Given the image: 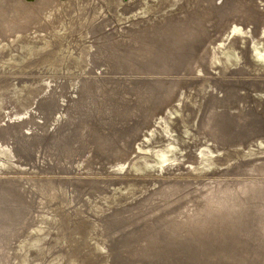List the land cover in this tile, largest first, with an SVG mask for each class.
Returning a JSON list of instances; mask_svg holds the SVG:
<instances>
[{
  "label": "rangeland",
  "instance_id": "rangeland-1",
  "mask_svg": "<svg viewBox=\"0 0 264 264\" xmlns=\"http://www.w3.org/2000/svg\"><path fill=\"white\" fill-rule=\"evenodd\" d=\"M21 1L28 4L37 0ZM234 5L241 6L243 13H238ZM52 6V9L40 15V17L45 16L44 23L36 24L35 21H29L26 16L20 17V14H16L15 17L18 18H14L12 22L15 28H6L4 35H0V186L5 183L12 189L15 184L17 190L28 195L30 191L26 186L32 185L33 201L29 213L27 212L23 217L22 225L17 227L15 232L9 230L6 233L5 254L8 262L10 260L12 264H49V262L78 264L83 260L84 264H93L97 259L106 256L103 264H139V262L140 264H264V247L260 245L261 240H264L263 234V236L242 234L235 243V250L222 251L218 256L208 258L210 261L201 253L196 254V260L189 261L185 251L181 249L177 251L176 262L171 263L163 256L166 251H159L163 243L171 247L168 241H164L167 239L161 240L156 244L157 247H150V251L140 246L143 243L142 237L149 232L155 219L164 215L163 218L166 217L167 212L163 211L167 209L172 211L169 213L170 222L172 220L170 224L174 227L199 207L206 194L219 186H235L238 183L262 179V176L250 173L249 170L264 164V128L261 126L264 125V0H53ZM13 9L12 6L6 8L5 13L9 16L14 12ZM188 25L194 27L196 31L191 41L187 39L189 35L184 34ZM156 30L159 32V38L154 45L158 49L163 48L167 51L165 57L161 55L163 56L161 61L154 63L147 60L150 58L148 56H152L153 50L152 52L149 50V53L143 50L137 36L150 35ZM43 45L48 46L44 48ZM170 45L172 48L168 49ZM256 46H259V49ZM110 47L112 49H109ZM211 49L214 59L207 62L205 57ZM196 51L198 58L194 60L191 56ZM254 57L256 61H253ZM47 58H50L51 62L49 59L46 60ZM221 58L223 60H220ZM245 62L247 65L244 64ZM153 64L158 66H152ZM193 64H196L195 69L190 67ZM42 65L44 67H41ZM45 71L46 73L48 71V76ZM85 80L92 83L95 100L103 97L105 102L94 100L93 110L88 113L89 116L83 118L77 132L65 137L70 145V150L65 155L59 148L57 138L59 132H62L59 129V122L64 116L67 99L75 94L76 87ZM142 83L150 84L154 88H157V84H161L166 87L167 93L158 99L153 95L149 101L136 104L131 98L134 96L132 87ZM62 88L65 90L64 93L60 91ZM231 88L233 90H230ZM108 90H113L114 94H109L110 91L106 94ZM49 95L54 98L53 105L50 109H42L40 101ZM106 100L112 103V108L101 104L106 103ZM234 103H238L240 107L237 105L234 107L232 105ZM3 105L7 108H3ZM134 105L136 110L122 113L125 107L130 109ZM191 105L195 109L194 123L200 120L205 107L214 105L215 108L227 110L237 118L243 117L248 129L254 120L257 124H261L257 126L261 131L255 126L249 131L245 129L246 133H242L237 138L218 142L208 133L192 128L190 123L193 121L189 120ZM177 110L179 111L176 112ZM85 123L86 126L96 130L95 139L92 140L87 135L90 129L84 127ZM14 127L16 130L13 129ZM119 135L123 136L122 140L118 138ZM109 141L112 143L110 146L107 144ZM20 144L32 145L34 154L24 153ZM160 147L167 150L164 156L166 161L162 165L156 164L153 156ZM210 150L212 152H209ZM6 151H10V155ZM198 154L200 160L196 158ZM192 165L195 167L191 169ZM175 183L181 185L180 188L167 194L164 187L168 184V186H177ZM60 184L65 187L57 194L60 198H54L48 204L40 199L39 186H54L57 188L56 191H59ZM128 186L142 187L141 193H137L131 201L130 195L124 191V187ZM99 187L103 190H97ZM109 187L118 190L113 197L108 195ZM191 189L199 192L196 193ZM147 194L153 199L156 197L155 200L152 202L151 198V203L141 206L138 211L134 210L133 218L125 213L116 226L108 230L107 234H109H106L108 239L106 236V238L99 236L104 232L102 222L112 212V208L128 210L148 197ZM162 201L166 203L163 204ZM252 203H256L255 200ZM155 209L161 210L157 212ZM244 220L248 229L250 216H244ZM91 224L96 226L92 236L88 235ZM44 228L49 235H43ZM77 233L79 239L92 238L90 244L96 246L97 251L86 259L77 257L72 260L70 256L65 255L59 260V251L63 253L69 248L65 240ZM129 235H134V241H130L129 246L124 248L120 242ZM257 250L261 258L255 255ZM145 253H148V257L143 259L140 254ZM156 256L158 259L155 258ZM163 259L165 261H162ZM52 260L53 262L57 260L58 263H52Z\"/></svg>",
  "mask_w": 264,
  "mask_h": 264
},
{
  "label": "bare ground",
  "instance_id": "bare-ground-1",
  "mask_svg": "<svg viewBox=\"0 0 264 264\" xmlns=\"http://www.w3.org/2000/svg\"><path fill=\"white\" fill-rule=\"evenodd\" d=\"M112 3V2H111ZM52 4H53V0H37L35 2H31V3H25L21 0H0V35H4V33L6 32V28H12L14 29L15 27L12 26L13 25V20H15L14 18H18L15 17L16 14L21 16H26L29 21H35L36 24H41L44 23L45 20V16L40 17L41 14L45 13L48 9H52ZM114 4V3H113ZM14 7V9L12 11H14L11 15H7L8 13L6 12V8L8 9L9 7ZM118 6V4H117ZM235 6V5H234ZM236 11H238V13H243V8L241 6H235L234 7ZM54 12V11H53ZM40 13V14H39ZM39 15V16H37ZM57 15V14H55ZM54 16V15H53ZM55 17V16H54ZM53 17V18H54ZM205 17V16H204ZM57 18V17H56ZM55 19V18H54ZM12 20V21H11ZM53 20V19H52ZM170 21V20H169ZM49 22V20H48ZM181 22V21H180ZM189 22V21H188ZM195 22V21H194ZM63 23V22H61ZM60 23V24H61ZM176 23V22H175ZM174 23V24H175ZM184 23V22H183ZM59 24V23H58ZM151 24V23H150ZM172 23V25H174ZM192 24V23H191ZM177 24H175L176 26ZM63 26V25H61ZM144 26V25H143ZM166 26V25H165ZM207 26V24H206ZM14 27V28H13ZM58 27V26H57ZM210 27V26H209ZM65 28V27H64ZM166 28V27H165ZM194 27H189L188 25V29L186 30V34L187 36L189 35V38L187 37L188 40H192V38L195 37L194 32L196 33V31L193 29ZM59 29L60 26H59ZM63 29V27H62ZM80 29V27H79ZM150 29V28H149ZM152 29V28H151ZM170 29V28H169ZM193 29V30H192ZM54 30V29H53ZM82 30V29H81ZM183 31V30H182ZM225 31V30H224ZM55 32V31H54ZM50 33V32H49ZM208 33V32H207ZM161 34V33H160ZM23 35V34H22ZM158 35L159 32L156 30L154 31L152 34H138L137 39L141 41V48L143 50H147V53H149L148 51L150 50L152 52V56H148L150 58L147 59V57L145 58L147 60H151V62L157 63L158 61H161L163 56H166V51L167 49H163V48H157V46H155L154 44H156V41L158 40ZM47 36V35H46ZM104 37V36H103ZM19 38V37H18ZM161 38V37H160ZM185 39V40H187ZM245 39V38H244ZM17 40V39H16ZM45 40V39H43ZM48 40V39H47ZM118 40V39H117ZM218 40V39H217ZM243 40V39H242ZM263 40V38H262ZM261 40V41H262ZM11 41V40H10ZM19 41V40H18ZM190 41H186V42H190ZM233 41V40H232ZM231 41V43H232ZM260 41V40H259ZM258 41V42H259ZM16 42V41H15ZM44 42V41H43ZM236 42V41H235ZM243 42V41H242ZM248 42V41H247ZM257 42V43H258ZM2 43V42H1ZM18 43V42H17ZM16 43V44H17ZM30 43V42H29ZM42 43V42H40ZM47 43V42H46ZM249 43V42H248ZM19 44V43H18ZM27 43H25L26 45ZM244 44V43H243ZM259 44V43H258ZM262 44V43H261ZM29 46V44H27ZM26 45V46H27ZM37 45V44H36ZM42 45V44H41ZM21 46V43H20ZM44 46V45H43ZM48 46V45H47ZM47 46L44 48H47ZM66 46V45H65ZM34 47V46H33ZM41 46H39L40 49ZM259 47V46H258ZM256 46V48H258ZM23 48V47H21ZM25 48V47H24ZM37 48V47H36ZM43 48V47H42ZM167 48V47H166ZM172 48L171 45L168 46V49ZM227 48V47H225ZM263 48V47H262ZM11 49V48H10ZM57 49V48H56ZM91 49V48H90ZM109 49H112L111 47ZM259 49V48H258ZM33 50V49H32ZM37 49H34L33 51H35ZM42 50V49H41ZM58 50V49H57ZM56 50V52H57ZM114 50V49H113ZM123 51V49H121ZM238 50V49H236ZM263 50V49H262ZM27 51V49H26ZM111 51V50H110ZM126 51V50H124ZM25 52V51H24ZM38 52V51H37ZM117 52V49L116 51ZM119 52V50H118ZM224 52V51H223ZM32 53V52H31ZM107 53V52H105ZM121 53V52H120ZM28 54V52H27ZM109 54V53H107ZM216 54V53H215ZM219 54V53H218ZM88 55V54H87ZM122 55V54H121ZM161 55H163L161 57ZM224 55V54H223ZM227 55V54H226ZM29 56V55H28ZM27 56V57H28ZM56 56V55H55ZM240 56V55H238ZM243 56V55H242ZM24 57V56H23ZM27 57H25V60L27 59ZM31 57V56H30ZM50 57V56H49ZM63 57V56H62ZM192 58L197 59L198 58V53L197 51L192 53ZM223 57V56H222ZM248 57V56H247ZM66 58V57H65ZM116 58V57H115ZM118 58V55H117ZM116 58V59H117ZM207 62H210L214 59V55H213V51L212 49L209 51V54L207 57H205ZM244 58V57H243ZM253 58V57H250ZM259 58V57H258ZM50 61V58H47L46 60ZM56 59V58H55ZM246 59V58H245ZM256 61L257 59L254 57ZM260 59V58H259ZM45 60V62H46ZM54 60V59H53ZM216 60V59H215ZM220 60H223L222 58ZM244 60V59H243ZM27 61V60H26ZM79 61V59H78ZM124 61V60H123ZM40 62V61H39ZM43 62V61H42ZM51 62V61H50ZM84 62V61H83ZM221 62V61H220ZM258 62V61H257ZM95 63V62H94ZM118 63V62H117ZM24 64V63H23ZM88 64V63H87ZM120 64V63H118ZM218 64V63H217ZM216 64V65H217ZM245 65L246 62L244 63ZM243 64V65H244ZM41 65V64H40ZM196 64H193L192 66H190L191 68L195 69ZM213 65V64H212ZM215 65V66H216ZM222 65V64H221ZM232 65V64H231ZM244 65V66H245ZM152 66H158V65H152ZM249 66V64H248ZM26 67V66H25ZM41 67H44L43 65ZM67 67V66H66ZM83 67V66H81ZM92 67V66H91ZM94 67V66H93ZM257 67V66H256ZM264 67V65H263ZM49 68V67H48ZM162 68V67H161ZM243 68V67H242ZM36 69V68H35ZM69 69V68H68ZM246 69L248 70V68L246 67ZM250 69V68H249ZM40 70V68H39ZM48 70V69H47ZM91 70V69H90ZM255 70V69H254ZM24 71V70H23ZM43 71V70H42ZM241 71V70H240ZM27 73V71H25ZM24 72V73H25ZM29 72V71H28ZM83 72V71H82ZM251 72V70H250ZM25 73V74H26ZM46 73V71H45ZM48 73V71H47ZM46 73V75H47ZM252 73V72H251ZM30 74V72H29ZM37 74V73H36ZM44 74V73H43ZM24 75V74H23ZM28 75V73H27ZM34 75V74H33ZM39 75V73H38ZM49 75V73H48ZM47 75V76H48ZM51 75V74H50ZM29 76V75H28ZM35 76V75H34ZM37 76V75H36ZM55 76V75H54ZM24 77V76H23ZM41 77V76H40ZM183 77V76H182ZM65 78V77H64ZM79 78V77H78ZM115 78V77H113ZM120 78V77H118ZM80 79V78H79ZM129 79H133V78H129ZM139 79V78H138ZM183 79V78H182ZM185 79V78H184ZM21 82V79H19ZM46 80V79H45ZM29 81V80H28ZM33 81V80H32ZM23 82V81H22ZM36 82V81H35ZM44 82V81H43ZM39 83V82H38ZM46 83V82H45ZM19 84V83H18ZM17 84V85H18ZM31 84V83H30ZM35 84V83H34ZM33 84V85H34ZM49 84V83H48ZM72 84V83H71ZM41 85V84H39ZM128 85V84H127ZM32 86V85H31ZM30 86V87H31ZM35 86V85H34ZM42 86V85H41ZM49 86V85H48ZM51 86V84H50ZM109 86V85H108ZM16 87V86H15ZM29 87V88H30ZM39 87V86H37ZM44 87V86H43ZM157 88H154L152 85L150 84H137L135 86L132 87V94L134 96H132V100L136 102V104H138V102H144V101H149V99H151V97H153V95L156 96V98H161L164 97V94L167 93L166 91V87L162 86L161 84H157L156 86ZM24 88V87H23ZM32 88V87H31ZM35 88V87H34ZM45 88V87H44ZM72 88V87H71ZM21 89V88H20ZM47 89H49L47 87ZM57 89V88H56ZM105 89V88H104ZM122 89V88H121ZM154 89H158V90H154ZM15 90V88H14ZM23 90V89H21ZM31 90V89H30ZM34 90V89H33ZM51 90V89H49ZM48 90V91H49ZM97 90V89H96ZM101 90V89H100ZM230 90H233L232 88ZM239 90V89H238ZM262 90V89H261ZM264 90V89H263ZM10 91V90H9ZM13 91V90H12ZM11 91V92H12ZM17 91V90H16ZM42 91V90H41ZM40 91V94H41ZM61 92H65L64 88H62L60 90ZM86 93H85V92ZM110 91V92H109ZM113 90H108L106 91V94H108L107 92H109V94H114L112 92ZM115 91V90H114ZM128 91V90H127ZM155 91V92H154ZM212 91V90H211ZM28 92V91H27ZM95 92V91H94ZM97 92V91H96ZM208 92V91H207ZM224 92V91H223ZM222 92V93H223ZM239 92V91H238ZM100 93V92H99ZM219 93V92H218ZM261 93V91H260ZM227 94V92H226ZM8 95V94H7ZM16 95V94H15ZM14 95V96H15ZM26 95V94H25ZM29 95V94H28ZM26 95V96H28ZM43 95V94H42ZM90 96L87 97V96ZM97 95V94H96ZM104 95V94H103ZM3 96V95H2ZM9 96V95H8ZM12 96V95H10ZM33 96V95H32ZM31 96V97H32ZM41 96V95H40ZM39 96V97H40ZM37 97V96H36ZM99 97H102L101 95H99ZM98 97V98H99ZM187 97V96H186ZM215 97V96H214ZM224 97V96H223ZM230 97V95H229ZM232 97V96H231ZM235 97V96H234ZM240 97V96H239ZM264 97V96H263ZM14 98V97H13ZM16 98V97H15ZM21 98V97H20ZM28 98V97H27ZM95 95L93 93V85L91 82H88L87 80L82 81L75 89V94L71 97H69L66 101L65 104V111H64V116L61 120L60 123V131H62L61 133L59 132V136H57L58 140H59V148L63 150V152L65 153V155L69 152L70 150V145H68L69 143H67V141L65 140V137H68L70 135H72L74 132H77V129L80 128V123L82 122L83 118H86V116H89L88 113L93 110L94 106L92 104V102H94L95 100ZM107 98V97H106ZM219 98V97H218ZM19 99V98H18ZM53 96L49 95L47 97H45L44 99H42L40 101V105L42 107V109H50L53 105ZM105 99V98H104ZM185 99V98H184ZM239 99V98H238ZM242 99V98H241ZM33 100V99H32ZM96 100H100V102H105L102 99H96ZM95 100V101H96ZM186 100V99H185ZM217 100V99H216ZM57 101V100H56ZM6 102V101H5ZM4 102V105H5ZM36 102V101H35ZM34 102V103H35ZM97 102V101H96ZM95 102V103H96ZM170 103V102H169ZM211 103V102H210ZM219 103V101H218ZM242 103V102H241ZM14 104V103H13ZM25 104V103H24ZM30 104V103H29ZM59 104V103H58ZM103 106H107L109 108H112L111 105L112 103L109 102L108 100H106V103H101ZM159 104V103H158ZM3 105V108H5ZM8 105V104H7ZM39 105V104H38ZM62 105V104H61ZM168 105V104H167ZM234 107H240L239 104L234 103L232 104ZM56 106V105H55ZM242 106V105H241ZM32 107V104H31ZM40 107V106H39ZM7 108V107H6ZM5 108V109H6ZM9 108V107H8ZM12 108L14 109V106H12ZM29 108V107H28ZM27 108V109H28ZM38 108V106L36 107ZM54 108V107H53ZM136 108V106L134 105L133 108L131 107L129 108H124L122 113H127L129 111H133ZM174 108V107H173ZM176 108V107H175ZM104 109V107H103ZM219 109V108H218ZM215 108L214 105H208L207 107L204 108L202 117H200V120L196 121L194 123L193 120H195L194 117V108L191 105L190 108V113H189V120L193 121L190 123V125H192V128L195 127V129H198L200 131H204L205 133H208L209 135L213 136L215 138L216 141L218 142H226L228 140L237 138L239 135H242V133H246V131L249 129L251 130V128L254 129V127L261 125V124H257V122H255L254 120L252 121V125L249 129L245 126L246 120L243 117H235L233 116V114H229L227 110L224 111V109H219ZM11 110V109H10ZM25 110V109H24ZM31 110V109H30ZM35 110V109H34ZM39 110V109H38ZM97 110V109H96ZM136 110V109H135ZM175 110V109H174ZM244 110V109H243ZM16 111V110H15ZM23 111V109H22ZM21 111V112H22ZM49 111V110H48ZM98 111V110H97ZM179 110H177L176 112H178ZM12 112V110H11ZM27 112V111H26ZM94 112V111H93ZM107 112V111H106ZM238 112V110H237ZM248 112V110H247ZM246 112V113H247ZM250 112V111H249ZM7 113L9 114V112L7 111ZM56 113H58L56 111ZM173 113V112H172ZM236 113V112H235ZM253 113V112H252ZM23 114H25L23 112ZM47 115L49 113H46ZM52 114V112H51ZM175 114V113H174ZM13 115V114H12ZM17 115V114H16ZM22 115V114H20ZM53 115V114H52ZM152 115V114H151ZM172 115V114H171ZM237 115V114H236ZM6 116V115H5ZM39 116V115H38ZM37 116V117H38ZM46 116V115H45ZM91 116V115H90ZM111 116V115H110ZM241 116V115H240ZM243 116V115H242ZM247 116V115H246ZM10 117V116H7ZM13 117V116H12ZM20 117V116H19ZM48 118V116H46ZM171 117V116H170ZM174 117V116H173ZM4 118V117H3ZM9 119V118H8ZM57 119V118H56ZM166 119V118H165ZM248 119V118H247ZM7 120V118H6ZM20 120V119H19ZM249 120V119H248ZM1 120V124H2ZM56 121V120H55ZM172 121V120H170ZM169 121V122H170ZM154 122V121H153ZM261 123V121H259ZM108 123V122H107ZM255 125H254V124ZM264 124V123H263ZM3 125V124H2ZM90 125V124H88ZM173 125V124H172ZM253 126V127H252ZM264 128V125H261ZM56 127V126H55ZM85 128L88 127L86 126L85 123ZM156 127V126H155ZM171 127V126H170ZM259 127V126H258ZM257 127V128H258ZM90 130L88 131V134L90 139H95L97 137V132L95 129H93V127H88ZM186 128V127H184ZM13 129L16 130V127H14ZM174 129V128H173ZM259 129V128H258ZM167 130V129H166ZM169 130V129H168ZM260 130V129H259ZM264 130V129H263ZM187 131V129H186ZM185 131V132H186ZM254 131V130H252ZM261 131V130H260ZM38 132V131H37ZM1 133V132H0ZM49 133V132H48ZM52 133V132H50ZM74 133V134H75ZM252 133V132H251ZM4 134V133H3ZM29 134V133H28ZM105 134V133H104ZM122 134V133H121ZM6 135V134H5ZM4 135V139L6 140V136ZM78 135V134H77ZM247 135V134H246ZM18 136V135H17ZM75 136V135H74ZM248 136V135H247ZM11 137V136H10ZM13 137V136H12ZM21 137V136H20ZM80 137V136H79ZM14 138V137H13ZM24 138V135H23ZM45 138V137H44ZM76 138V136H75ZM74 138V139H75ZM119 139H123L122 135L118 136ZM208 138V137H207ZM210 138V137H209ZM43 139V138H42ZM48 139V138H46ZM40 140V138H39ZM38 140V141H39ZM57 140V143H58ZM151 140V139H150ZM178 140V139H177ZM209 140V139H207ZM264 140V139H263ZM16 141V140H15ZM21 141V140H19ZM22 141H24L22 139ZM21 141V142H22ZM37 141V142H38ZM41 141V140H40ZM43 141V140H42ZM45 141V140H44ZM74 141V140H73ZM184 141V140H183ZM258 141V140H257ZM262 141V140H261ZM17 142V141H16ZM70 142V140H69ZM212 142V141H211ZM20 143V142H19ZM17 143V144H19ZM42 143V142H40ZM45 143V142H44ZM51 143V142H50ZM53 143V142H52ZM254 143V142H253ZM39 144V143H38ZM48 144V143H47ZM74 144V143H73ZM72 144V145H73ZM109 146L112 144L110 141L107 143ZM212 144V143H211ZM210 144V145H211ZM214 144V143H213ZM258 144V143H257ZM14 145V143H13ZM16 145V144H15ZM28 145V143H27ZM26 144H20V147L22 148L21 150L24 149V153L26 152L29 155L34 154V147L32 145L27 146ZM52 145V144H51ZM50 145V146H51ZM76 145V144H75ZM187 145V144H186ZM219 145V144H218ZM264 145V144H263ZM255 146V144H254ZM259 146V145H258ZM18 147V146H17ZM36 147V146H35ZM38 147V146H37ZM43 147V146H42ZM54 147V146H52ZM74 147V146H72ZM162 147V146H161ZM159 148L157 149L158 152H154L153 156H154V162L158 165H162L165 161L166 158L165 156V152L167 151L166 148ZM207 147V146H205ZM7 148V147H6ZM202 148V147H201ZM214 148V147H213ZM217 148V147H216ZM2 149V147H1ZM50 149V148H49ZM52 149V148H51ZM54 149V148H53ZM58 149V148H56ZM209 149V148H208ZM39 150V149H38ZM46 150V149H45ZM55 150V149H54ZM83 150V149H82ZM213 150V149H212ZM212 150H210L209 152H212ZM218 150V149H217ZM216 150V151H217ZM20 151V150H19ZM37 151V150H36ZM172 151V150H171ZM205 151V150H204ZM260 151V150H259ZM8 152V151H6ZM74 152V151H73ZM258 152V151H257ZM10 155V151L8 152ZM13 153V152H11ZM55 153V152H54ZM59 153V152H58ZM153 153V152H152ZM151 153V154H152ZM200 153V152H199ZM217 153V152H216ZM260 153V152H259ZM262 153V152H261ZM75 154V153H74ZM77 154V153H76ZM8 155V154H7ZM18 155V154H17ZM54 155V154H53ZM62 155V154H61ZM71 155V154H70ZM21 156V155H20ZM56 156V154H55ZM75 156V155H74ZM79 156V155H78ZM143 156V155H142ZM146 156V154H145ZM150 157V156H149ZM177 157V156H175ZM19 158V157H18ZM60 158V157H59ZM65 158V157H64ZM79 158V157H78ZM140 158V157H139ZM152 158V157H151ZM196 158L198 160H200L201 157H199V154L196 155ZM4 159V158H3ZM13 159V158H12ZM21 159V158H20ZM57 159V158H56ZM62 159V158H61ZM60 159V160H61ZM138 159V158H136ZM202 159L204 160V157H202ZM261 159V158H260ZM23 160V159H22ZM75 159H73L74 161ZM7 161V160H6ZM5 161V162H6ZM134 161V160H132ZM4 162V163H5ZM9 162V161H8ZM12 162V161H10ZM24 162V161H23ZM28 162V161H27ZM251 162V161H250ZM256 162V161H255ZM134 163V162H133ZM132 163V164H133ZM15 164V163H13ZM12 164V165H13ZM17 164L19 165V162H17ZM28 164V163H27ZM69 164V163H68ZM86 164V163H85ZM131 164V165H132ZM136 164V162H135ZM250 164V163H249ZM22 165V163H21ZM155 165V164H154ZM248 165V163H247ZM14 166V165H13ZM134 166V165H133ZM15 167V166H14ZM24 167V166H23ZM30 167V165H29ZM191 167V166H190ZM195 167L194 165H192L191 169ZM16 168V167H15ZM4 169V168H3ZM150 169V168H149ZM241 169V168H240ZM133 171V170H132ZM1 172V171H0ZM250 173H256L260 176H262L261 180H255V181H249V182H242V183H238V184H233L235 186H230V185H221L219 186L217 189H215L214 191L209 192L208 194H206V196H204V199L202 200V202L199 204V207L196 208V210L187 215L186 219L184 221H181L179 224H176V226L173 227L172 224V220L170 222V217L171 215L169 214L172 211H169L170 209H167L163 212H167L166 213V217L163 218L164 216H162L159 219H155V222H153L151 225V227L149 228V232L146 233L143 237H142V241L143 243L140 245L141 247H144V249L146 250L147 248L149 249L150 247H155L156 244H158L161 240L163 239H167L164 241H168L171 245V247L167 246V243H163L162 245H160L161 248L159 251H166L165 252V258H167L168 260L171 261V263L173 261L176 262L178 255H177V251L178 250H183L186 253V257L187 259L190 261L196 260V254L197 253H201V255L207 257L206 259H210V257L213 256H218V253L220 254L222 251L223 252H227V251H233L236 248V244L238 242V238L243 234V235H264V164H262L260 167L258 168H252L249 170ZM253 178V177H252ZM6 179V178H5ZM15 179V178H14ZM212 179V178H211ZM256 179V178H255ZM8 181V180H7ZM21 181V179H20ZM26 181V180H25ZM33 182V181H32ZM203 182V181H202ZM27 183V182H26ZM221 183V182H220ZM223 183V182H222ZM230 183V182H229ZM34 184V183H33ZM177 186H166L164 187V190L166 191V193H170L173 192L175 189H177L179 186L178 183H175ZM174 184V185H175ZM14 186L12 187V189L9 188L8 184L7 186L4 185L0 186V264H12L11 261L7 260V255L5 254L7 252V243H6V236H7V231L9 230H15L17 227L22 225V220L24 221L23 217L25 216V214L30 211V207H31V203L32 201V194H31V190H32V185L26 186L29 187V191L30 194L25 195L22 194L19 190L16 189L15 184H13ZM133 186V185H132ZM154 186V185H153ZM186 186V185H185ZM183 186V187H185ZM19 187V186H18ZM192 187V186H191ZM38 188V187H37ZM65 187L60 184L59 185V191H56L57 188H55L54 186H48V187H40L39 186V194L41 196L40 199H42L43 202H45L46 204L49 203V201L53 200L54 198H60L59 196H57V194H59V192H62V190ZM110 188V187H109ZM141 188L142 187H124V191L126 193H128V195H130V201L134 198V196L137 193H141ZM180 188V187H179ZM182 188V187H181ZM188 188V186L186 187ZM190 188V187H189ZM196 188V187H195ZM20 189V188H19ZM146 189V187H145ZM23 190V189H22ZM38 190V189H36ZM97 190H103L102 188H97ZM110 193L108 194L110 197H113L116 193H117V189L114 188H110ZM183 190V189H181ZM194 190V189H191ZM152 191V190H151ZM177 191V190H176ZM187 191V190H186ZM195 191V190H194ZM197 191V190H196ZM195 191V192H196ZM145 192V191H144ZM175 192V191H174ZM199 192V191H197ZM196 192V193H197ZM35 193V192H34ZM74 193V192H73ZM76 193V192H75ZM74 193V194H75ZM151 193V192H150ZM154 193V192H153ZM156 193V192H155ZM177 193V192H176ZM195 193V194H196ZM172 194V193H171ZM180 194V193H179ZM189 194V192H188ZM193 194V193H192ZM34 195V194H33ZM38 195V194H37ZM158 195V194H157ZM79 196V195H78ZM148 196V194H147ZM151 196V194H150ZM154 196V195H153ZM165 196V195H164ZM171 196V195H168ZM175 196V194L173 195V197ZM178 196V195H177ZM34 197V196H33ZM161 197H162V193H161ZM77 198V197H76ZM107 198H109L107 196ZM152 197H145L143 198V200H141L140 202H138L136 205L131 206V208L128 210H121V209H117L116 208H112V212L109 214V216L107 218H105V220L102 222L103 227L104 228V232H102V230L100 232H102V235L99 236H106L108 230L113 227L114 225L116 226V224L118 223L119 220H121V218H123L122 216L127 213V215H130L131 218L132 217V212L135 213L134 210L138 211L139 208H141V206L146 205L151 203ZM156 198V197H155ZM155 198L152 200V202L155 200ZM165 198V197H163ZM193 198V197H192ZM198 197H196L197 199ZM37 199V198H36ZM39 199V198H38ZM110 199V198H109ZM168 199V198H167ZM183 199V198H181ZM112 200V198L110 199ZM158 200V199H157ZM199 200V199H198ZM255 200L256 203H252V201ZM38 201V200H37ZM129 201V202H130ZM161 201V199H160ZM169 201V200H168ZM177 201V200H176ZM175 201V202H176ZM180 201V200H179ZM178 201V202H179ZM186 201V200H185ZM188 202V201H187ZM193 202V201H192ZM128 203V202H127ZM156 203V202H155ZM159 203V202H158ZM162 203H166L162 201ZM171 203V202H169ZM174 203V202H173ZM35 204V203H34ZM40 204V203H39ZM161 205L162 204H158ZM168 205V204H167ZM166 205V207H167ZM174 205V204H173ZM172 205V206H173ZM191 205V204H190ZM157 206V205H156ZM160 206V207H161ZM188 206V205H187ZM44 208V206H42ZM122 207V206H121ZM148 207V205H147ZM152 207V205H151ZM158 207V208H160ZM165 207V208H166ZM185 207V206H183ZM101 208V207H100ZM150 208V207H149ZM154 205H153V209H154ZM123 209V208H122ZM180 209V208H179ZM28 210V211H27ZM149 210V209H148ZM157 212L161 209H155ZM186 210V209H185ZM141 211V210H140ZM154 211V212H156ZM177 211V210H176ZM188 211V209H187ZM191 211V210H190ZM148 212V211H147ZM162 212V211H161ZM186 212V211H184ZM31 213V212H30ZM140 213V212H139ZM142 213V211H141ZM150 213V212H148ZM138 214V213H137ZM143 214V213H142ZM159 214V213H157ZM170 216H169V215ZM172 214V213H171ZM188 214V213H187ZM31 215V214H30ZM33 215V214H32ZM250 216V220H249V226L248 229L246 228V221L244 220V216ZM36 216V214H35ZM129 216V218H130ZM136 216V214H135ZM138 216L140 217V215L138 214ZM144 216V215H143ZM149 216V215H148ZM154 217V214L152 215ZM160 216V215H158ZM174 216V215H173ZM182 216V215H180ZM128 216H126L127 218ZM137 217V216H136ZM135 217V218H136ZM178 217V216H176ZM31 218V217H28ZM124 218V219H126ZM180 218V217H179ZM137 219V218H136ZM135 219V220H136ZM147 219V217H146ZM175 219V218H174ZM29 220V219H28ZM32 220V219H31ZM34 220V219H33ZM131 222V219H129ZM138 220V219H137ZM145 220V219H144ZM149 220V219H148ZM182 220V218H181ZM28 222V221H27ZM133 222V221H132ZM139 222V221H137ZM142 222V221H141ZM21 223V224H20ZM45 223V222H44ZM127 223V222H126ZM140 223V222H139ZM146 223V222H145ZM28 224V223H27ZM29 224H30V220H29ZM32 224V223H31ZM46 224V223H45ZM24 225V223H23ZM33 225V224H32ZM132 225V224H130ZM146 225V224H144ZM143 225V226H144ZM37 226V225H36ZM35 226V227H36ZM142 226V227H143ZM178 226V227H177ZM23 227V226H22ZM32 227V226H31ZM38 227V226H37ZM41 228V224L39 226ZM96 226L94 224H91V228L90 231L88 233V235L92 236L94 234V228ZM101 227V226H100ZM99 227V229H100ZM124 227V226H123ZM137 227V226H136ZM147 227V226H144ZM185 227V228H184ZM34 228V227H32ZM48 228V227H45ZM45 228L43 229V235H49L48 231H45ZM121 228V227H120ZM126 228V227H125ZM98 229V228H97ZM124 229V228H123ZM128 229V228H126ZM136 229V228H135ZM140 229V228H139ZM142 229V228H141ZM145 229V228H144ZM33 230V229H32ZM111 230V229H110ZM17 231V230H16ZM30 231V229H29ZM121 232V230H118ZM137 231V230H136ZM15 232V231H14ZM13 232V233H14ZM20 232H25L20 230ZM98 232V231H97ZM110 232V231H109ZM123 232V231H122ZM134 232V230H133ZM141 232V231H140ZM10 233V232H9ZM113 233V232H112ZM117 233V232H116ZM119 233V232H118ZM138 236H139V232H137ZM22 234V233H21ZM109 234V233H108ZM107 234V235H108ZM114 234V233H113ZM131 234V233H129ZM134 234V233H133ZM136 234V233H135ZM18 235V233H17ZM122 235V234H121ZM262 235V236H263ZM21 236V235H19ZM24 236V235H23ZM42 236V234H41ZM96 237L98 235H95ZM94 236V237H95ZM140 236H142V233L140 234ZM9 237V236H8ZM26 237V235L24 236ZM107 237V236H106ZM105 237V238H106ZM34 238V237H33ZM80 237L78 236V233L75 235H70V237L68 239H66V244L68 245V249L63 252L60 253L59 251V260H61V258H63V256L68 255L72 258V260H75L77 257H84V259H86L87 257H89L90 255H92L93 252L97 251L95 250L94 245L90 244V242L92 241V238H86L84 240L79 239ZM99 238V237H98ZM103 238V237H102ZM133 238V239H132ZM264 238V237H263ZM11 239V238H10ZM101 239V238H100ZM108 239V237H107ZM122 239V238H121ZM32 240V239H31ZM94 240V239H93ZM104 240V238L102 239ZM101 240V241H102ZM106 240V239H105ZM11 241V240H10ZM41 241V240H40ZM64 241V242H65ZM130 241H134V235H129L128 237H124L122 242H120L124 248H126L127 246H129ZM163 241V242H164ZM38 242V241H37ZM106 242V241H105ZM9 243V242H8ZM19 243V242H18ZM94 243V242H93ZM102 243V242H100ZM133 243V242H132ZM136 243V242H135ZM134 243V244H135ZM138 243V242H137ZM168 243V244H169ZM251 243V242H250ZM248 243V244H250ZM14 244V243H13ZM37 244V243H36ZM65 244V243H64ZM96 245V243H94ZM59 245V250H60V243ZM104 245V244H103ZM109 245V244H108ZM106 243V246H108ZM111 245V244H110ZM133 245V244H132ZM131 245V246H132ZM251 245V244H250ZM261 246L264 247V240H261ZM14 246V245H12ZM54 246V245H53ZM113 246V245H112ZM135 246V245H134ZM137 246V245H136ZM244 246V245H243ZM11 247V246H10ZM16 247H17V243H16ZM27 247V246H26ZM48 247V246H47ZM109 247V246H108ZM157 247V246H156ZM248 247V246H247ZM54 248V247H53ZM111 248V247H110ZM121 248V249H124ZM137 248V247H136ZM39 249V248H38ZM94 249V250H93ZM103 249V248H102ZM147 249V250H148ZM152 249V248H151ZM244 249V248H243ZM255 249V248H254ZM17 250V249H16ZM54 250V249H53ZM108 251V249H106ZM142 250V249H141ZM157 250V249H156ZM238 250V249H237ZM10 251V250H9ZM23 251V250H22ZM101 251V250H100ZM112 251V250H111ZM116 251V249H115ZM135 251V250H134ZM150 251V249H149ZM182 251V252H183ZM241 251V250H239ZM245 251V250H244ZM41 252V251H40ZM53 252V251H52ZM109 252V251H108ZM113 252V251H112ZM111 252V253H112ZM117 252V251H116ZM136 252V251H135ZM134 252V253H135ZM139 252V250H138ZM146 252V251H145ZM181 252V251H180ZM9 253V252H8ZM16 253V251H15ZM25 253V252H24ZM91 253V254H89ZM106 253V252H105ZM125 253V252H124ZM164 253V252H162ZM230 253V252H229ZM249 253V252H248ZM17 254V253H16ZM28 254H30L28 252ZM57 254V253H56ZM89 254V255H88ZM137 254V253H136ZM154 254V253H152ZM168 254V255H166ZM183 254V253H181ZM225 254V253H224ZM223 254V255H224ZM245 254V253H244ZM38 255V254H37ZM51 255V252H50ZM84 255V256H83ZM135 255V254H134ZM141 256H143L144 258H147L148 253L145 254H140ZM185 255V254H184ZM200 255V254H199ZM256 256L260 257V252L257 250L255 252ZM136 256V255H135ZM140 256V257H141ZM151 256V255H150ZM160 256V255H159ZM203 256V257H204ZM229 256V255H228ZM234 256V255H233ZM236 256V255H235ZM234 256V257H235ZM238 256V255H237ZM243 256V255H242ZM28 257V256H27ZM44 257V256H43ZM104 258H99L97 259L96 262H94L93 264H103L104 263ZM123 257V256H122ZM133 257V256H132ZM182 257V256H181ZM221 257V256H220ZM24 258V257H22ZM108 258V257H107ZM139 258V257H138ZM152 258V257H150ZM149 258V260H150ZM157 258V256L155 257ZM215 258V257H214ZM213 258V260H215ZM219 258V257H218ZM217 258V260H218ZM227 258V257H226ZM245 258V257H243ZM261 258V257H260ZM46 259V257H45ZM53 259V258H52ZM58 259V258H57ZM117 259V258H116ZM125 259V258H124ZM136 259V257H135ZM140 259V258H139ZM142 259V258H141ZM154 259V258H153ZM158 259V258H157ZM156 259V261H157ZM161 259V258H160ZM183 259V258H182ZM208 259V260H209ZM212 259V258H211ZM237 259V257H236ZM246 259V258H245ZM14 260V259H13ZM12 260V261H13ZM20 260V259H19ZM39 260V259H38ZM43 260V259H42ZM123 260V259H122ZM148 260V259H147ZM202 260V259H201ZM207 260V262H209ZM227 260V259H226ZM262 260V259H261ZM16 261V260H15ZM162 261H165L164 259ZM246 261V260H245ZM248 261V260H247ZM54 262H57L54 261ZM52 260V263H54ZM81 263L78 264H84L83 260L81 261ZM109 262V261H108ZM107 262V263H108ZM128 262V261H127ZM139 262V261H138ZM158 262H161L158 260ZM199 262V261H197ZM212 262V261H211ZM214 262V261H213ZM230 262V261H229ZM228 262V263H229ZM256 262V261H255ZM254 262V263H255ZM15 263V262H14ZM19 263V262H18ZM23 263V262H22ZM58 263V262H57ZM92 263V262H89ZM169 263V262H168ZM174 263V262H173ZM244 263V262H243ZM47 264V263H45ZM49 264H51L49 262ZM56 264V263H55ZM65 264V263H64ZM75 264V263H72ZM135 264V263H134ZM137 264V263H136ZM140 264V262H139ZM252 264V263H251Z\"/></svg>",
  "mask_w": 264,
  "mask_h": 264
}]
</instances>
